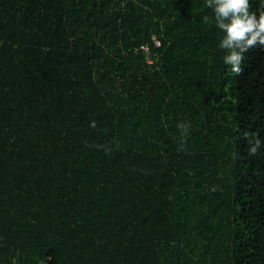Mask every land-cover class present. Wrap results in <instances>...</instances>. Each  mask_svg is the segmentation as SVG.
I'll return each mask as SVG.
<instances>
[{
  "label": "trees",
  "instance_id": "1",
  "mask_svg": "<svg viewBox=\"0 0 264 264\" xmlns=\"http://www.w3.org/2000/svg\"><path fill=\"white\" fill-rule=\"evenodd\" d=\"M211 15L0 0V264H264V49Z\"/></svg>",
  "mask_w": 264,
  "mask_h": 264
},
{
  "label": "clouds",
  "instance_id": "2",
  "mask_svg": "<svg viewBox=\"0 0 264 264\" xmlns=\"http://www.w3.org/2000/svg\"><path fill=\"white\" fill-rule=\"evenodd\" d=\"M205 7L212 10L211 17L204 16V22L214 24L222 34L219 48L226 52L223 63L229 66L234 75H241L244 54L252 49H264V14L257 15L252 9L250 0H205ZM95 127L94 122L92 123ZM181 128V143L188 135V125ZM251 147L249 152L255 155L261 146L259 138L245 133ZM215 191V189H212Z\"/></svg>",
  "mask_w": 264,
  "mask_h": 264
},
{
  "label": "built area",
  "instance_id": "3",
  "mask_svg": "<svg viewBox=\"0 0 264 264\" xmlns=\"http://www.w3.org/2000/svg\"><path fill=\"white\" fill-rule=\"evenodd\" d=\"M155 44H156L157 46L160 45V43H159L158 41H156V40H155ZM140 48H142V49H144V50H147V47H145V46H141ZM148 62H151V61L148 60Z\"/></svg>",
  "mask_w": 264,
  "mask_h": 264
}]
</instances>
